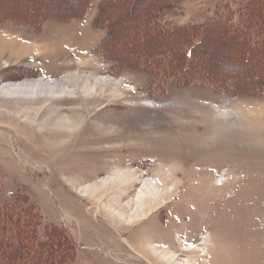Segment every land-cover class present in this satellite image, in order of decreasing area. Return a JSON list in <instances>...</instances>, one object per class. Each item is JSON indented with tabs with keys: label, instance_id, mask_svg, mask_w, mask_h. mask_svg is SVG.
Returning <instances> with one entry per match:
<instances>
[{
	"label": "rangeland",
	"instance_id": "374dc122",
	"mask_svg": "<svg viewBox=\"0 0 264 264\" xmlns=\"http://www.w3.org/2000/svg\"><path fill=\"white\" fill-rule=\"evenodd\" d=\"M255 13L264 0H0V86L44 79L73 92L0 94V249L13 264L40 252L32 264H167L140 239L157 231L169 242L157 250L182 264H264V50L253 43L264 29L246 25ZM171 53L189 66L181 78L164 71ZM105 76L121 84L97 83ZM76 109V131L38 126ZM86 127L80 154L53 148L55 135ZM115 174L132 179L97 198L79 191ZM147 180L168 188L149 220L117 216L110 207L127 216Z\"/></svg>",
	"mask_w": 264,
	"mask_h": 264
},
{
	"label": "bare ground",
	"instance_id": "6f19581e",
	"mask_svg": "<svg viewBox=\"0 0 264 264\" xmlns=\"http://www.w3.org/2000/svg\"><path fill=\"white\" fill-rule=\"evenodd\" d=\"M96 81H97V83L104 82V84H109L110 83V84L115 85V86L121 84V82L119 80H116L114 78H110V77H107V76L99 77ZM67 87H68V85L60 84V83H58L56 81H49V80L40 79V80L37 81V83L29 86V88H25L22 85H10V84L4 85V86H0V94L6 95V96H15V95L20 96V95H26V94L27 95H29V94H32V95L44 94V96H47V98L49 96L50 97H52V96L54 97V96H57V95L64 96V95L73 94L72 90L71 91L68 90ZM36 112H37V110H36ZM83 122H84V113H81L79 109H76V110H74V111H72L70 113L69 112L68 113L67 112H64V113L63 112H58V113L55 112V115L53 117L48 118L47 121L44 120L42 122L40 120L39 123H38V126L41 128L42 126H45V124L48 125V126H54V125L58 124V125H60V128L62 126L63 129H71V131L72 130L76 131L81 126V124ZM87 129H89V128L86 127L83 131L82 130L79 131L80 134L78 135V137L77 136L75 137L72 133H67L68 136L65 135L64 136L65 139H63V137L59 138L58 135L57 136L55 135V137H56L55 141L56 142L54 144L55 146L52 143V146H54L53 148L55 150L57 149V151L59 153H60L59 150H63L64 151L63 153H66L67 150H68L69 151L68 154H71L70 156H74L73 154H75V156H76V153L80 154V151H76V150L73 151V149L78 148L79 145H82V143H84V139H83V137L81 135L86 133ZM46 131H47V129H46ZM51 132H52V130H51ZM41 134H43V133H41ZM48 134H49V131H48ZM64 134H66V133H64ZM47 137H49V136L47 135ZM46 143H44V144L46 145ZM51 147H49V148L53 149ZM47 148H48V146H47ZM64 149H66V150H64ZM60 155L58 157L62 158V156H60ZM61 158H59V160ZM77 158H78V156H77ZM70 159H71V157H70ZM77 165L79 166V164H77ZM73 169L74 168H72L71 170H73ZM62 171H64L63 173L66 175L67 174L66 171H70V170L62 169ZM74 171H71V172H74ZM69 174H70V172H69ZM73 175H74V173H73ZM131 176H129V174H126V176L115 174L114 176L109 177V179H101L99 181L90 183L89 181H87L85 179L87 177H92V176L83 175V180H85L86 184L85 183H82V184L81 183H77L78 182V178L76 176H71L68 180L69 181H73L74 184L77 183L78 187L80 188L79 191L84 193V195L97 198V197L103 195L106 190H113L114 187H116L119 184L125 182L126 180H128V178L132 179ZM138 179H140V177H138L136 180H138ZM87 182H89V183H87ZM167 192H168V188H167V186L164 185L163 182L155 183L152 180H147L146 183H144L143 187L140 189V191L138 193V196H137V198L135 200V203H134L135 207L132 208L130 206V208L128 209V213L129 214L127 216L125 215V212H127V211H125V212H123L122 210L121 211H117V210H115L112 207H110V208L116 213L117 216L124 217L127 222L135 221L137 219L147 220L149 218V216H147V215L150 213V210L152 209V205L154 204L155 199H157L159 197L164 199L165 198V194ZM157 232H158V234H157ZM157 232L154 233V235L152 237H149L148 235L140 236V239H141L142 242L144 241L147 245L150 246V249H151L152 252H154V254L155 253H159L158 254L159 255V260H160V258L164 259L167 264H182L181 262H177L176 261L177 260L176 254L174 253V251H171L170 247L167 246L166 248H164L161 251L157 250V248L154 245V244H156L155 242H157V243L159 242L160 244H161V242H163V245L164 244L169 245V242L164 241V239L167 238V237H162V239H159L160 234H159V231H157ZM156 237H158V239H155ZM196 247H194V248H196ZM186 249L188 250L189 248H186ZM186 264H197V261H195V260H187Z\"/></svg>",
	"mask_w": 264,
	"mask_h": 264
},
{
	"label": "trees",
	"instance_id": "16d2710c",
	"mask_svg": "<svg viewBox=\"0 0 264 264\" xmlns=\"http://www.w3.org/2000/svg\"><path fill=\"white\" fill-rule=\"evenodd\" d=\"M256 13H255V17H256ZM259 15V14H258ZM252 18V15H250V20H252L251 19ZM253 20L254 21H247L248 23L246 24V25H248V27L249 28H251V29H253L252 27H254V29H253V33L254 32H256V33H258L261 29H264V13L263 14H260V16H258V17H256V18H253ZM256 20V21H255ZM234 26V25H233ZM233 26H230V27H233ZM236 27H239V25H236ZM229 28V27H228ZM222 35H223V37H225V36H227L229 39H235L236 37H231V35H230V33H229V30L228 29H224V30H222ZM263 36H264V34H263ZM183 39V38H182ZM181 42V41H180ZM179 42V43H180ZM179 43H175L174 42V44H173V46H172V50L174 49H176V46L177 45H179ZM254 44H256V46H258V45H260V46H262L263 48V50H264V37H261V38H258V39H256V41H254L253 42ZM181 45V44H180ZM255 46V47H256ZM260 48V47H259ZM186 52H185V59L187 58L188 59V61H191V59H192V54H191V52H192V48L191 47H188V49H186L185 50ZM184 52V51H183ZM258 54H257V57H262L263 56V53H262V51H258L257 52ZM172 54V53H171ZM170 57H172L171 59L169 58V60L167 61V62H165L164 64H168V67H166V70H165V68H164V71H166V73H168V75H171V74H174V72L181 78L182 77V75H184V72L183 73H180L179 72V70H183V69H187L189 66H185V65H183L182 64V58L180 57V56H177V55H175V56H173V54L170 56ZM174 58H176L175 60H174ZM153 59H156V58H153ZM148 61H149V59H148ZM147 61V62H148ZM153 61V60H152ZM152 61H150V63H153ZM154 63H156V62H154ZM153 63V64H154ZM173 64V65H172ZM179 64V65H178ZM178 65V66H177ZM154 66H155V64H154ZM173 66V67H172ZM154 69H156L155 67H153ZM260 73H256V75H261L262 73H264V66H261L260 67ZM171 73V74H170ZM175 74V75H176ZM186 74V73H185ZM23 250V249H22ZM7 250H2V249H0V252H2V253H6V254H8L7 255V261H2V262H6L5 264H13L15 261H16V259L15 258H13L11 255H12V253L10 252V250H8L7 252H6ZM22 253H25L26 254V251L25 250H23L22 251ZM41 253V252H40ZM40 253H38L37 254V258L41 255ZM17 257V256H16ZM37 258H35V259H32L31 261H27L29 264H32V262H36V261H38L37 260ZM37 263V262H36ZM35 263V264H36ZM0 264H2V263H0Z\"/></svg>",
	"mask_w": 264,
	"mask_h": 264
}]
</instances>
